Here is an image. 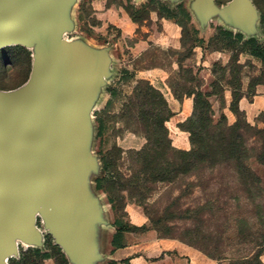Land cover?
Wrapping results in <instances>:
<instances>
[{"label":"crops","instance_id":"obj_1","mask_svg":"<svg viewBox=\"0 0 264 264\" xmlns=\"http://www.w3.org/2000/svg\"><path fill=\"white\" fill-rule=\"evenodd\" d=\"M158 1L172 9L183 5L190 15V22L182 25L163 16L158 4L151 0H129L134 10L148 9L149 12L139 20H135L124 5L119 9L106 4L96 7L102 19L120 29L131 59H121L111 42L103 47L88 42L82 52L95 74L108 82L114 80L118 69L121 74L127 69L135 73L136 80L149 81L162 92L173 112L166 123L173 145L188 151L192 149L190 133L181 125L193 114L195 92L209 93L216 118L224 114L230 124L236 122L231 108L234 87L230 80L232 58L237 53V64L241 65L239 108L250 124L262 126L264 77L255 81L254 75L247 71V60L257 59L262 67L264 62L247 48L232 49L216 39L222 28L234 35L242 34L243 40L256 38L264 43L262 14L254 0ZM152 50L162 54H153ZM223 70L226 72L224 77ZM107 92L106 103L111 98L109 90ZM145 143L144 137L134 133L118 140V145L125 150H139ZM81 156L90 160L82 170L74 172V239L65 230L52 232L69 264H110L111 261L117 264H227L226 258L210 256L184 241L161 236L144 208L129 198L123 221L139 229L124 231L123 245L116 246L118 215L108 195L97 187L96 182L104 175L103 163L101 161L95 167L94 159L83 153ZM261 258L264 262V254ZM46 264L53 263L47 259Z\"/></svg>","mask_w":264,"mask_h":264},{"label":"rangeland","instance_id":"obj_2","mask_svg":"<svg viewBox=\"0 0 264 264\" xmlns=\"http://www.w3.org/2000/svg\"><path fill=\"white\" fill-rule=\"evenodd\" d=\"M256 1L264 11V0ZM105 4L115 9L121 5L131 8L129 0H46L42 12L49 24L41 26L34 23L32 36L17 33L15 39L1 45L0 89L9 91L24 85L39 58L44 59L47 65L56 62L60 72L68 70L74 66V52L82 50L88 42L98 47L111 42L116 54L129 61L131 57L127 44L121 39L120 29L102 19L96 8ZM153 28L156 29V26L153 25ZM152 53L162 54L157 50H152ZM247 63V71L254 75V80H262L264 66L259 60L248 59ZM117 72L114 80L108 82H94L84 77L74 84L73 76L66 85L64 156L74 160L75 144L80 153L94 159L92 162L96 167L102 161V153L118 145L120 138L132 133L119 122V112L122 103L132 95L135 82L129 75L121 74L119 69ZM234 73L241 76V68H235ZM109 88H116L118 94L113 104L106 108ZM98 118L104 119L106 124L102 138L98 137ZM263 125L262 122V126H258ZM118 164L112 170L117 179L121 174L125 175L123 179H118L124 182L131 171L123 161ZM250 164L264 180V166L256 158H251ZM209 176L208 173L181 175L172 182H158L140 188L136 184L127 185V190H123L119 182L115 188L111 184L110 187L114 189L115 196L124 194L129 199L135 196L133 200L152 212L163 234L177 236L217 257L226 258L229 264L231 258L249 255L254 248L247 240L251 231L256 232L262 227L264 192L221 191V188L225 189L227 180H223L220 174H215L213 179ZM103 185L108 186V182L104 181ZM44 202L47 208L40 211L35 224H32L28 216L15 210L11 195L6 196L0 228V264L4 263L6 256L9 257V264H22V252L35 248L49 250L51 263L57 264L60 258L57 247L61 246L51 230L59 224L61 217L58 211L49 207L48 201Z\"/></svg>","mask_w":264,"mask_h":264},{"label":"trees","instance_id":"obj_3","mask_svg":"<svg viewBox=\"0 0 264 264\" xmlns=\"http://www.w3.org/2000/svg\"><path fill=\"white\" fill-rule=\"evenodd\" d=\"M151 2L155 5L158 4L163 16L174 19L182 25L190 22V15L183 5L172 9L158 0H151ZM254 2L261 11L264 28V11L256 0ZM128 9L135 20L141 19L149 12L146 7L140 10ZM216 39L225 42L232 49L247 48L254 57L264 62V43L259 42L256 38L243 40L242 34L234 35L232 32L220 28ZM237 57L238 54L236 53L232 58V78L230 80L234 87V99L231 108L236 115V122L230 124L224 114L216 118L212 103L209 100V93L195 92L193 114L181 125L184 130L190 133L192 149L188 151L178 149L172 143L166 123L172 117L173 112L162 92L147 80H136L134 72L127 69L123 70V74L129 75L135 81V86L132 95L122 103L119 122L123 124L125 130L144 137L146 143L139 150H125L115 144L110 150L102 153L104 175L97 178L96 182L97 187L106 192L118 215L117 224L119 228L114 237L116 246L123 245L124 231L139 229L123 221L127 198L124 194L122 196L114 195L112 187L115 188L118 182L123 190H127V185L136 184L140 188L158 182H172L181 175L208 173L211 179L214 178L215 174H220L223 180H227L225 189L221 188V191L231 189L237 193L245 194H250L253 190L264 192L263 177L250 164L251 158H256L264 166V125L259 127L250 124L239 108L238 103L242 96L239 91L241 80L239 74L234 73V69H240L241 66L237 64ZM222 74L223 77L226 76L225 70ZM216 87H219L217 83ZM109 92L111 98L106 103V108L113 104L118 94L116 88H109ZM176 94L181 96L179 93ZM260 119L264 124V114ZM98 123V137L102 138L106 124L102 118H98ZM121 161L123 164H128V170L131 171L129 178H125L124 182H120L118 179H123L125 175L122 176L121 174V177L117 179L112 170ZM104 181L108 182V186L103 185ZM134 198L135 196L131 200ZM138 204L144 208L152 225L161 236L186 242L177 236L163 234V229L152 212L143 204ZM261 225L262 227L258 231H251V237L247 240L254 245L251 253L238 258H231L229 264H264L261 258L264 254V220L261 221ZM186 243L198 247L190 242ZM57 249L60 258L56 263L69 264L63 249L61 247H57ZM203 251L210 256L217 257L205 250ZM51 257L49 250L28 249L22 252V264H46V260ZM110 264H117V262L111 261Z\"/></svg>","mask_w":264,"mask_h":264},{"label":"water","instance_id":"obj_4","mask_svg":"<svg viewBox=\"0 0 264 264\" xmlns=\"http://www.w3.org/2000/svg\"><path fill=\"white\" fill-rule=\"evenodd\" d=\"M45 1L0 0V45L6 44L5 39H15L17 33L32 36L34 23L48 25L42 12ZM82 51L74 52V66L64 72L56 62L47 65L39 58L32 90L17 101L0 102V196L2 191H6L5 198L10 194L15 210L29 220L36 208L45 210L44 200L48 201L61 217L51 234L65 230L73 239L74 172L90 159L82 157L75 144L74 160L64 156V91L73 76L74 84L84 77L102 81Z\"/></svg>","mask_w":264,"mask_h":264},{"label":"bare ground","instance_id":"obj_5","mask_svg":"<svg viewBox=\"0 0 264 264\" xmlns=\"http://www.w3.org/2000/svg\"><path fill=\"white\" fill-rule=\"evenodd\" d=\"M11 38L5 39V43L10 42ZM0 47H2L0 45ZM36 77H37V65L34 66L33 70H32V74L29 78V80L22 86L13 89V90H9V91H4L0 89V102L4 103V104H8L14 101L19 100L22 96H24L25 94H27L28 92H30L36 82ZM5 194L6 191H2V194L0 196L1 198V207H0V227H2L3 224V217H2V213H3V201L5 198ZM40 208H36L30 215V220L32 223H35L37 220L38 215L41 214L40 212ZM3 264H9V257H5V261Z\"/></svg>","mask_w":264,"mask_h":264}]
</instances>
